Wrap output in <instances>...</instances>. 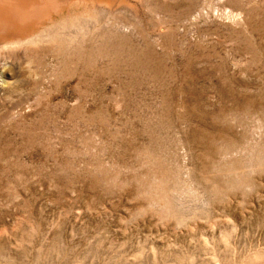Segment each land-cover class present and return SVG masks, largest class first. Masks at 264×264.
Wrapping results in <instances>:
<instances>
[{
    "label": "rangeland",
    "instance_id": "1",
    "mask_svg": "<svg viewBox=\"0 0 264 264\" xmlns=\"http://www.w3.org/2000/svg\"><path fill=\"white\" fill-rule=\"evenodd\" d=\"M264 264V0H0V264Z\"/></svg>",
    "mask_w": 264,
    "mask_h": 264
},
{
    "label": "bare ground",
    "instance_id": "2",
    "mask_svg": "<svg viewBox=\"0 0 264 264\" xmlns=\"http://www.w3.org/2000/svg\"><path fill=\"white\" fill-rule=\"evenodd\" d=\"M218 264V263H217Z\"/></svg>",
    "mask_w": 264,
    "mask_h": 264
}]
</instances>
